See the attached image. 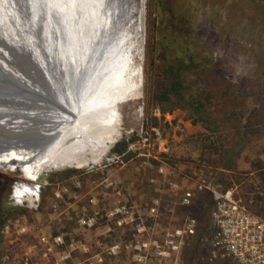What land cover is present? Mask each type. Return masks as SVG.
Here are the masks:
<instances>
[{"label":"rangeland","instance_id":"1","mask_svg":"<svg viewBox=\"0 0 264 264\" xmlns=\"http://www.w3.org/2000/svg\"><path fill=\"white\" fill-rule=\"evenodd\" d=\"M144 12V32L136 39L135 58L142 68L141 131L124 134L111 148L109 160L99 165L42 171L32 180L41 190L37 209L13 198L16 183L31 179L20 170L0 166V172L13 179L0 198L7 210L4 225L19 219L28 228L26 234L15 228L4 233L3 225L0 264H16L24 242H37L39 234L53 235L58 229L67 232L68 239L88 244L92 253L101 251L102 245L121 242L122 254L106 256L104 264H138L127 245L140 227L145 228L141 237L161 242L166 230L181 226L194 209L206 204L213 209L209 190L211 198L205 191H195L189 205L181 203L185 191L200 178L219 191L232 190L254 213L262 203L264 0H145ZM181 43L197 57L195 65L181 73L186 96L204 102L203 112L214 117L211 129L189 109L163 112L155 99L159 71L164 64L179 66ZM239 130L244 132L245 144L235 157L236 165L228 168L222 156L230 143L242 138ZM133 137L125 152L115 150L118 143ZM130 144L146 155L129 150ZM128 152L134 155L127 158ZM57 192L63 195L59 202ZM118 203L130 208L131 216L122 225L106 215ZM157 203V214H152ZM91 217L95 218L92 227L81 223ZM184 249L180 264L185 262ZM86 258L81 250L74 252V264H88ZM170 261L154 256L149 264Z\"/></svg>","mask_w":264,"mask_h":264},{"label":"bare ground","instance_id":"2","mask_svg":"<svg viewBox=\"0 0 264 264\" xmlns=\"http://www.w3.org/2000/svg\"><path fill=\"white\" fill-rule=\"evenodd\" d=\"M144 3L0 0V54L12 48L25 61L3 63L15 79L0 95L12 112L0 118V166L31 179L16 184L18 201L35 203L42 171L99 165L141 131Z\"/></svg>","mask_w":264,"mask_h":264},{"label":"built area","instance_id":"3","mask_svg":"<svg viewBox=\"0 0 264 264\" xmlns=\"http://www.w3.org/2000/svg\"><path fill=\"white\" fill-rule=\"evenodd\" d=\"M139 135L143 141L147 140L146 137ZM134 148L139 154L146 155L140 153V148L135 147V144H130L129 150ZM163 171L162 166L160 172ZM207 190L212 192L215 201L210 214L214 233L204 239L206 251L199 258L200 264H264V218L250 211L232 190L219 191L213 188L205 178H200L193 189L185 191L182 196V205L190 204L195 191ZM40 192L41 190L33 205L26 201L30 207L38 208ZM56 197V201L59 202L63 195L57 192ZM13 198L18 201L15 193ZM157 210L158 203L152 206L151 213L157 214ZM106 215L109 219L116 218L117 223L122 225L131 216L129 205L118 203L112 206ZM81 223L92 227L95 225V218L82 219ZM12 228H15L19 234L28 232L27 226L21 224L19 219L9 220L4 225L3 232L10 233ZM197 228V219L186 216L181 226L166 230L162 241L158 242L141 237L145 228L140 227L138 235L127 247L133 249V259L138 264H149L154 256L166 260L172 259L169 264H180L182 251L188 244L189 237L196 233ZM101 247V251L92 253L88 244H78L74 239H68L67 232L58 229L53 235L39 234L37 242H24L19 255L15 256L17 260L15 263L74 264V252L81 250L87 255L88 264H104L106 256L118 257L124 250L121 242Z\"/></svg>","mask_w":264,"mask_h":264},{"label":"trees","instance_id":"4","mask_svg":"<svg viewBox=\"0 0 264 264\" xmlns=\"http://www.w3.org/2000/svg\"><path fill=\"white\" fill-rule=\"evenodd\" d=\"M181 58L179 61V66L175 68L173 64H164L161 71H159V80L157 82L156 91H155V99L157 100L161 110L163 112L171 111L175 108L181 107L191 110L192 113L196 115V120L202 121L204 125L208 129H211L214 125V117L210 112L205 110L203 112L204 102L201 99L187 97L185 93L186 86L184 84V80L182 78V71L189 69L195 65L197 58L194 52L188 48V46L184 44H180L178 48ZM183 54H186L185 56ZM183 55V56H181ZM255 131V130H254ZM243 131L239 130L238 134L242 136V138L233 141L230 143L228 147L225 148L222 159L223 164L232 168L236 165L235 157L244 147V135ZM135 137L131 140H124L123 142L118 143L115 150L120 153H123L127 150L128 144L130 141H133ZM134 155L132 152H128L126 157H130ZM209 198H211V193L208 191L204 192ZM211 205L206 204L203 209L199 210L196 208L192 211V216L198 221V228L194 235L189 237L188 244L184 249V264H200L199 258L206 251V244L204 239L206 237L211 236L214 233V229L211 222ZM256 214L262 216L264 218V197H262V203L258 204L256 208ZM1 216L3 217L7 214L6 207L4 206L1 210ZM5 220H0V256L2 255V227L4 225Z\"/></svg>","mask_w":264,"mask_h":264},{"label":"water","instance_id":"5","mask_svg":"<svg viewBox=\"0 0 264 264\" xmlns=\"http://www.w3.org/2000/svg\"><path fill=\"white\" fill-rule=\"evenodd\" d=\"M6 52H7L8 56L7 55L4 56V54H0V72H2V73H0V79L2 80V82H0V95H2L3 92L7 93V92H12L13 91V90H10V86L9 85L7 86V84L5 82L7 80L12 79V78L15 79L13 77V75L10 74V76H9L7 73L5 74V71L2 70L4 68L3 67V65H4L3 63H5V64H10L12 62H18V63L19 62H24L25 63L23 57L18 56V58H20V60L17 59V55L15 53V50H13L12 48H10L9 50H6ZM10 113H12V112L8 111V110L4 109V107L0 106V118H2V117H3V119L6 118V120H8V123H9V120L12 119V117L9 116ZM4 114H6L5 115L6 117H4ZM2 175H3V173L0 172V177Z\"/></svg>","mask_w":264,"mask_h":264},{"label":"flooded vegetation","instance_id":"6","mask_svg":"<svg viewBox=\"0 0 264 264\" xmlns=\"http://www.w3.org/2000/svg\"><path fill=\"white\" fill-rule=\"evenodd\" d=\"M13 179H10V177L6 176V175H2L0 177V198L2 195L5 194V192L7 191V189H9L10 183L12 182ZM17 184V183H16ZM16 187V185H15ZM0 220L2 219V214H1V210L2 208L5 206L4 204H2V201L0 199Z\"/></svg>","mask_w":264,"mask_h":264}]
</instances>
